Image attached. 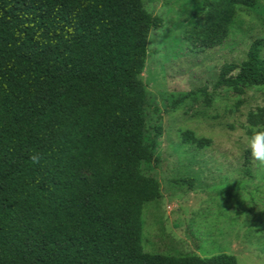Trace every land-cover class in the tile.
Here are the masks:
<instances>
[{"label":"trees","instance_id":"1","mask_svg":"<svg viewBox=\"0 0 264 264\" xmlns=\"http://www.w3.org/2000/svg\"><path fill=\"white\" fill-rule=\"evenodd\" d=\"M256 2L205 0L204 21L186 39L221 44L237 6ZM161 25L142 0H0V264H238L225 252L177 256L141 243L144 204L162 193L140 166L156 160L162 129L146 140L148 96L136 65ZM261 45L223 64L215 87H264ZM247 121L250 136L264 130V106Z\"/></svg>","mask_w":264,"mask_h":264},{"label":"rangeland","instance_id":"2","mask_svg":"<svg viewBox=\"0 0 264 264\" xmlns=\"http://www.w3.org/2000/svg\"><path fill=\"white\" fill-rule=\"evenodd\" d=\"M142 1L162 19L149 31L136 65L148 96L146 140L155 126L162 129L156 160L140 166L159 181L162 193L144 204L143 248L177 256L225 252L236 255L238 264H264V165L251 155L247 121L251 110L264 106V87H215L223 64H240L256 39L264 58V0L238 5L227 37L214 47L186 39L204 21L205 0ZM186 131L211 143L185 142Z\"/></svg>","mask_w":264,"mask_h":264},{"label":"clouds","instance_id":"3","mask_svg":"<svg viewBox=\"0 0 264 264\" xmlns=\"http://www.w3.org/2000/svg\"><path fill=\"white\" fill-rule=\"evenodd\" d=\"M249 148L252 157L261 165H264V130H256L248 139ZM41 157L39 154H33L31 160L33 163H39Z\"/></svg>","mask_w":264,"mask_h":264}]
</instances>
